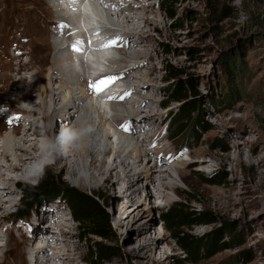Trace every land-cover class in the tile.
Returning a JSON list of instances; mask_svg holds the SVG:
<instances>
[{
    "label": "rangeland",
    "instance_id": "1",
    "mask_svg": "<svg viewBox=\"0 0 264 264\" xmlns=\"http://www.w3.org/2000/svg\"><path fill=\"white\" fill-rule=\"evenodd\" d=\"M38 1L40 0H0V137L11 136L14 121L18 122L19 117L25 116L19 107L29 102L19 96L23 93L27 96L31 94L30 102L37 103L40 88L44 86V80H38L31 86L32 80L28 77L33 75L34 70L17 72L19 66L26 65L27 61L30 65H37L44 52L39 43L44 35L45 18L41 14L42 5L38 4ZM123 1L127 0H120L118 6H123ZM147 1L152 7V11L147 14L149 19L146 22L147 26L149 25L148 37L151 38V42L146 44L151 55L147 66L153 65L155 69L148 73L152 74L150 76H157L154 86L157 91H147V94L155 99L152 109L143 107L144 105H141V108H144L145 112L149 111L148 114L152 112L154 114L151 115L158 117L156 121L164 137L163 142L174 147L181 145L185 141V133L168 139L171 132L170 121L167 123V119L179 105L177 101L167 103L170 98L169 88L179 80L192 79L196 97L203 104L202 108L211 112L204 116L211 127L199 135L194 147L188 148L187 154L195 150L197 153L186 162H190L191 159L193 161L203 159L211 169L207 170V166L199 165L198 161H195L197 163L195 167H186L182 171L184 173H180L185 175L182 181L176 177L177 189L166 191L169 195L168 200L158 198L156 193L152 194L149 201L141 202L128 216L126 213L120 215L114 211V204L121 198L118 189L113 186L114 177L105 187H90L79 183L78 174L71 179L66 171L62 170V162L56 164L54 162L45 170L60 176L61 180L70 186L89 193L94 191L101 196L115 234L114 246L117 256L98 264H137V257L130 255V249H137L139 243L135 241L134 245L129 246L124 240L139 227V221L146 218H140L144 211L140 208L147 209V206H153L154 209L155 222L151 226V236H154L155 231L159 236H164L171 246L167 247L165 242L159 244L154 256L155 264H191L184 259V255L174 238L164 228L160 218V213L175 201L211 210L216 218L214 223L192 226L188 230L197 236L215 231L219 243L223 244L221 251L194 264H264V0ZM227 53L228 60L236 64L232 79L229 77L231 72L228 73L222 64L224 54ZM118 55L121 56L119 52ZM113 65L116 68L122 66ZM22 76L27 79L19 84L16 81ZM12 82L16 84H11ZM16 85L22 86L23 90L16 91ZM52 85H56V82ZM229 87H233L235 93L226 94ZM185 95L192 96L191 93ZM136 98L137 95L130 92L127 100ZM165 103L168 104L167 107H164ZM137 122L131 121L135 129H138L135 125L139 126ZM124 125L126 123L119 127L122 128ZM64 126L61 121L57 123V129ZM25 135L32 136V132ZM115 137L113 135L110 141L114 142ZM136 138L140 142L143 134L136 135ZM215 142L225 145V150L211 148ZM238 143H241L240 146L244 145L242 150H239L242 156L239 161L235 160L231 164L227 158L233 155L235 148L239 146ZM170 154L165 153V156ZM109 156L110 160L112 155ZM217 177L221 180L219 184L206 183V180ZM38 180L39 178L19 181L9 179L14 189L15 205L7 209L0 225L4 226L5 230H10L13 238L19 243L10 245L7 260L10 263L18 262L17 258L22 251L21 257L25 262L23 264H28L27 260L32 258L28 248L30 250L35 244H32L34 242L32 238L29 241L20 236L18 225L23 226L28 234L36 232L35 228L38 226L48 228L45 224L50 223L45 213L54 205L57 209L66 211L64 215L68 218L65 222L74 236L72 240L79 244L78 254L82 258L74 260L73 264H76V261H80L79 264H90L88 259L90 246L99 238L88 236L76 221L70 219L69 210L62 199L35 205L26 216L17 215L22 188L25 185L33 186ZM142 185L144 186V182H139V186ZM141 194L140 192L139 195ZM188 197L194 198L195 201L186 200ZM121 200L123 201L122 198ZM134 214H138L139 218L131 221ZM119 220L124 223L119 225ZM232 230L235 233H231ZM0 234V243L3 244L7 234ZM30 242L32 245L28 244ZM164 251L167 254H164ZM32 260L35 261L34 258Z\"/></svg>",
    "mask_w": 264,
    "mask_h": 264
},
{
    "label": "bare ground",
    "instance_id": "2",
    "mask_svg": "<svg viewBox=\"0 0 264 264\" xmlns=\"http://www.w3.org/2000/svg\"><path fill=\"white\" fill-rule=\"evenodd\" d=\"M100 1L106 6L105 13L101 12L100 14L98 7L91 6L88 2L83 5V0H80L81 10L91 14L89 16L85 14V18L89 22L92 20L91 18L102 19V23L109 28L110 35L119 46L118 52L121 56L110 61L109 64L112 70L111 75L117 73L126 75L119 94L120 100L110 104L109 112H103L99 105L90 101V98L93 97L90 95L88 81L85 78V72L89 70L84 67L82 72L76 71L73 67L75 62H73L69 50L71 36L66 24L69 22L74 28H78L77 20L67 15L66 11L57 5L56 0L38 1V4L42 5L41 14L45 18L44 35L39 43L44 52L37 65H30L27 61L26 65L19 66L17 72L34 70L33 75L28 77L32 80L31 86L38 80H44V86L40 88L37 103L30 102L31 94L27 96L23 93L19 96L29 102L19 107L25 116L19 117L18 122L14 121L11 136L0 137V224H2L7 209H11L15 205L14 189L11 187L9 179L19 181L30 178L25 173V165L40 155L41 140L44 136L59 132L60 129H57L59 121L65 126H72L86 119L92 126V132L87 142L67 149L63 156L55 160V164L62 162V170H65L71 179L78 174L80 175L79 183L90 187H105L114 177L113 186H116L123 199L122 201L120 198V201H116L114 204V211L120 215L126 213L128 216L141 202L149 201L151 195L155 193L158 198L162 197L168 200L169 195L166 191L177 189L176 177L182 181L185 175L180 173H184L182 172L185 170L184 168L189 167L192 163L195 164V161H198L199 165L207 166V170L211 169L208 167L207 161L203 159L195 161L191 159L190 162H186L188 160L182 158L170 161V156H165V153H171L176 147L163 142L164 137L156 121L158 117L151 115L154 114L152 112L148 114L149 111L145 112V109L141 108V105L151 108L155 104V99L153 96H149L147 91H157L154 88L157 76H150L152 74L148 73L151 69L153 71L155 69L153 65L147 66L151 55L147 51L146 44L151 42V38L148 37L149 28L147 27L149 25L147 26L146 22L149 19L147 14L152 11L151 5L147 4V0H127L123 1V6H118L120 0ZM107 23H112V25ZM51 26L52 28H50ZM144 27L145 30H143ZM78 38H84L82 32L78 33ZM111 64H122V66L116 68ZM131 71H137V73L133 74ZM104 77L106 76L100 79ZM26 79L27 77L22 76L16 82L21 84ZM16 82L11 84L15 85ZM53 82H56V85L53 86ZM15 89L20 91L23 90V87L16 85ZM130 92L137 95L135 100H127ZM89 95L90 97H88ZM131 121H138L139 126L135 125L138 129L133 128L134 125ZM124 123L126 125L121 130L124 129L128 134L118 128ZM29 132H32V136L25 135ZM141 133L143 139L139 142L135 137L139 134L142 135ZM113 135L116 136V140L111 142L110 138ZM240 144L238 143L239 146L235 148L233 155L227 158L231 164L235 160L239 161L242 156V152L239 150H242L244 145L240 146ZM196 153V150L189 152L187 154L189 160ZM110 154L112 156L109 160ZM163 163L164 165L161 166ZM155 181L156 184H154ZM139 182H144V186H139ZM140 192L141 195H139ZM140 209L144 210L140 218H146L139 221V227L126 236L124 242L129 246L134 245L135 241L139 243L137 249H130V255L137 257V264H155L154 256L157 248L159 249V244L165 242L167 247L171 246L164 236H159L155 231L154 236L150 234L151 226L155 222L153 206ZM134 213L136 212L134 211ZM64 214L66 211H61V208L50 206L45 213V217H48L47 220L50 223L45 224L48 228L38 226L34 233L28 234L24 231L23 226L18 225L17 229L23 239L31 241L32 238L34 241L32 244H43L41 248L35 247V261L30 258L31 255L28 256L30 258L27 260L28 264H73L74 260L82 258L78 254L79 244L72 240L74 236L71 235L72 231L69 230L70 227L65 222L68 216ZM137 218H139L138 214H134L131 221ZM123 223L121 220L118 222L119 225ZM0 233L7 234L5 243H0V264L25 263L24 258L21 257L23 256L22 251L19 253L20 256L15 254L18 256V258L16 257L18 262L10 263L7 260L6 257L8 254L10 255V245H17L19 242L13 238L10 230H5L1 225ZM28 244L32 245L31 242ZM28 253H30L29 248ZM163 253L167 254L166 251ZM79 262L76 261V264Z\"/></svg>",
    "mask_w": 264,
    "mask_h": 264
},
{
    "label": "trees",
    "instance_id": "3",
    "mask_svg": "<svg viewBox=\"0 0 264 264\" xmlns=\"http://www.w3.org/2000/svg\"><path fill=\"white\" fill-rule=\"evenodd\" d=\"M224 56L222 64L228 73L231 72L229 77L232 79V73L236 71V64L228 60V53ZM169 71L171 70L169 69ZM228 89L229 91L227 90L226 94L235 93L233 87ZM185 93H191L192 96L187 97ZM169 95L170 98L167 103L177 101L179 105L167 119V123L170 121L171 132L168 139L185 133L186 138L181 145L194 147L199 140V135L208 131L211 127V124L204 117L211 114V112H207L202 108L203 104L196 97L195 86L190 78L174 83L169 88ZM167 103L164 107H167ZM211 148L223 151L225 145L215 142ZM220 182L221 180L218 177L206 180L207 184H219ZM22 191L17 210L18 216L28 215L35 205L39 206L42 203L62 199L65 207L69 210L70 216L80 228L84 229L85 234L99 238L90 246L89 263L98 264L117 256L114 246L115 234L111 227L110 216L98 193L94 191L89 193L70 186L50 170H45L44 175L39 178L35 185H25ZM186 200L195 201L192 197H188ZM160 218L163 221L164 228L174 238L178 248L184 255V259L191 264L202 258H208L223 249V244L219 243L215 231L201 236L193 235L188 231L192 226H205L216 222L211 210L195 208L182 201H175L160 213ZM229 229L231 230V227ZM231 233H235V231L232 230Z\"/></svg>",
    "mask_w": 264,
    "mask_h": 264
},
{
    "label": "clouds",
    "instance_id": "4",
    "mask_svg": "<svg viewBox=\"0 0 264 264\" xmlns=\"http://www.w3.org/2000/svg\"><path fill=\"white\" fill-rule=\"evenodd\" d=\"M91 132V124L84 119L72 126L62 127L56 134L44 136L41 140L40 155L25 165L26 175L30 178H41L45 169L63 156L67 149L87 142Z\"/></svg>",
    "mask_w": 264,
    "mask_h": 264
},
{
    "label": "snow or ice",
    "instance_id": "5",
    "mask_svg": "<svg viewBox=\"0 0 264 264\" xmlns=\"http://www.w3.org/2000/svg\"><path fill=\"white\" fill-rule=\"evenodd\" d=\"M77 45L83 43L82 41L76 42ZM116 44V40H110L108 44L104 45L105 47L114 46ZM75 50H80L79 47H76ZM118 77L114 75L106 76L100 80L95 82H90L89 87L93 89L96 94L102 92L106 87H108L111 83H113ZM109 99H113V97H109Z\"/></svg>",
    "mask_w": 264,
    "mask_h": 264
}]
</instances>
